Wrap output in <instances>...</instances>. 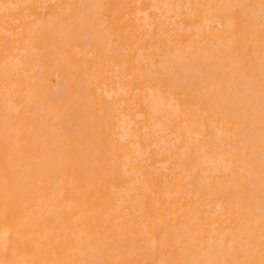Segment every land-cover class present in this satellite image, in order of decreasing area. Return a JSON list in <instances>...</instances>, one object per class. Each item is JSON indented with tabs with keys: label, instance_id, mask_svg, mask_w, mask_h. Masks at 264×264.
Returning a JSON list of instances; mask_svg holds the SVG:
<instances>
[{
	"label": "bare ground",
	"instance_id": "6f19581e",
	"mask_svg": "<svg viewBox=\"0 0 264 264\" xmlns=\"http://www.w3.org/2000/svg\"><path fill=\"white\" fill-rule=\"evenodd\" d=\"M0 264H264V0H0Z\"/></svg>",
	"mask_w": 264,
	"mask_h": 264
}]
</instances>
